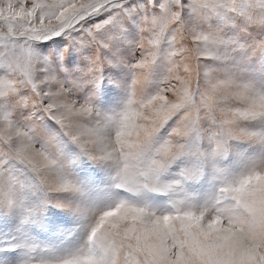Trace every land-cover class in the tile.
Here are the masks:
<instances>
[{"label": "snow or ice", "instance_id": "obj_1", "mask_svg": "<svg viewBox=\"0 0 264 264\" xmlns=\"http://www.w3.org/2000/svg\"><path fill=\"white\" fill-rule=\"evenodd\" d=\"M0 264H264V0H0Z\"/></svg>", "mask_w": 264, "mask_h": 264}]
</instances>
